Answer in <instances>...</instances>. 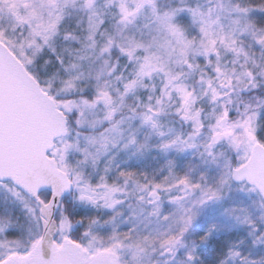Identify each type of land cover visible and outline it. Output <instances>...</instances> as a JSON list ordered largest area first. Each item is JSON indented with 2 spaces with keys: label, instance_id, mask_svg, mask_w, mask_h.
<instances>
[{
  "label": "snow or ice",
  "instance_id": "obj_1",
  "mask_svg": "<svg viewBox=\"0 0 264 264\" xmlns=\"http://www.w3.org/2000/svg\"><path fill=\"white\" fill-rule=\"evenodd\" d=\"M0 264H264V0H0Z\"/></svg>",
  "mask_w": 264,
  "mask_h": 264
}]
</instances>
